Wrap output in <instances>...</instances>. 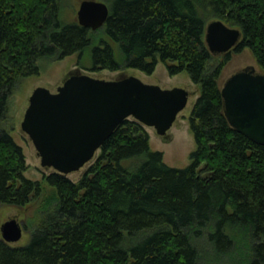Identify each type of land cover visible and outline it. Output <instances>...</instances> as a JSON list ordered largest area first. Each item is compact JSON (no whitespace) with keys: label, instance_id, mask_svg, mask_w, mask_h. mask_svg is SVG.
<instances>
[{"label":"trees","instance_id":"16d2710c","mask_svg":"<svg viewBox=\"0 0 264 264\" xmlns=\"http://www.w3.org/2000/svg\"><path fill=\"white\" fill-rule=\"evenodd\" d=\"M58 2L0 0V205L42 194L2 122L44 57L77 54L91 71L151 75L161 62L169 76L185 72L200 90L188 118L196 150L171 168L143 126L124 121L78 182L43 176L54 198L24 227L25 245L0 238V264H264V146L229 125L219 86L228 55L212 64L205 43L208 19L239 29L233 51L248 49L264 74V0H112L96 31L64 22Z\"/></svg>","mask_w":264,"mask_h":264},{"label":"water","instance_id":"95a60500","mask_svg":"<svg viewBox=\"0 0 264 264\" xmlns=\"http://www.w3.org/2000/svg\"><path fill=\"white\" fill-rule=\"evenodd\" d=\"M110 15L107 4L83 0L77 23L92 31L102 28ZM241 31L221 20L205 30V43L212 55L233 50ZM224 115L229 125L251 142L264 146V74L253 67L230 76L220 89ZM190 93L183 88L162 89L130 76L101 80L83 74L69 76L55 93L36 88L21 123L40 164L67 176L92 161L103 143L126 120H134L165 136L187 106ZM8 244L18 242L23 228L15 219L0 227Z\"/></svg>","mask_w":264,"mask_h":264},{"label":"rangeland","instance_id":"374dc122","mask_svg":"<svg viewBox=\"0 0 264 264\" xmlns=\"http://www.w3.org/2000/svg\"><path fill=\"white\" fill-rule=\"evenodd\" d=\"M58 1L63 21L66 23L77 22V12L80 3L83 0ZM96 1L103 2L109 6L112 0ZM213 20L214 19H208L206 26ZM224 55H228V61H226L219 78L220 88H222L225 81L230 76L246 67H253L256 73H262V70L259 68L252 53L248 49H244L240 52H234L231 50L225 54L213 55L212 64L221 62ZM78 61L77 54L65 57L61 60L57 59L56 56L40 59L38 61L39 74L37 76L22 79L9 99L8 113L6 119L2 122V126L8 131L14 142L22 150L26 165V170L24 172L25 177L32 181H38L42 188V194L35 197L31 203L24 207L15 208L10 205H0V227L9 219L15 218L23 228L21 239L18 242L11 244L12 246H23L27 243L29 234L24 230V227H29L31 225L38 209L44 202L48 201L47 199L54 198V190L43 180V176L53 173L54 170L41 166L40 158L37 155L31 140L21 129V123L29 105V98L36 88L44 87L51 93H55L57 88L62 86L66 79L73 74H83L95 79L107 81H114L133 76L140 79L145 84L156 85L162 89L183 88L190 93L187 106L181 113H179L176 121L167 134L165 136H158L154 129L146 128L144 126L143 128L149 135L150 149L152 151L161 152L163 154L164 163L171 168L181 169L187 167L190 164V155L196 150V143L189 130L188 118L194 103L200 96V90L198 86L191 82L185 72L175 76H169L165 65L161 62L157 64L155 71L151 75H146L135 69L121 71L99 69L97 71H91L88 69L91 67L90 64L86 63L85 66H79ZM98 154L99 151L96 153V156L92 161L79 171L73 172L66 177L72 182H78L93 164ZM142 236L143 234H140L137 238ZM200 247L205 255L204 258L206 257L210 260L211 249L207 243L202 242ZM241 256H243L242 253Z\"/></svg>","mask_w":264,"mask_h":264},{"label":"bare ground","instance_id":"6f19581e","mask_svg":"<svg viewBox=\"0 0 264 264\" xmlns=\"http://www.w3.org/2000/svg\"><path fill=\"white\" fill-rule=\"evenodd\" d=\"M79 25V24H78ZM206 30V29H205Z\"/></svg>","mask_w":264,"mask_h":264}]
</instances>
